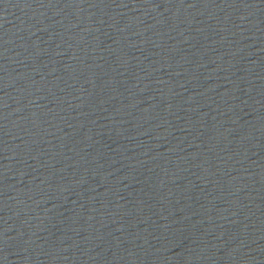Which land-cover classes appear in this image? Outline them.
Here are the masks:
<instances>
[{"label": "water", "instance_id": "1", "mask_svg": "<svg viewBox=\"0 0 264 264\" xmlns=\"http://www.w3.org/2000/svg\"><path fill=\"white\" fill-rule=\"evenodd\" d=\"M0 264H264V0H0Z\"/></svg>", "mask_w": 264, "mask_h": 264}]
</instances>
